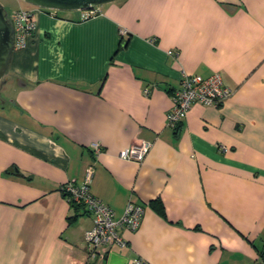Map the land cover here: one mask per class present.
I'll list each match as a JSON object with an SVG mask.
<instances>
[{"label":"crops","instance_id":"obj_1","mask_svg":"<svg viewBox=\"0 0 264 264\" xmlns=\"http://www.w3.org/2000/svg\"><path fill=\"white\" fill-rule=\"evenodd\" d=\"M22 8L36 30L0 83L12 92L0 100V264H253L264 253V0ZM182 73H217L233 93L171 129ZM142 140L140 164L118 158ZM91 163L90 193L115 218L128 201L144 207L135 232L120 230L126 246L95 257L92 217L58 189Z\"/></svg>","mask_w":264,"mask_h":264},{"label":"built area","instance_id":"obj_2","mask_svg":"<svg viewBox=\"0 0 264 264\" xmlns=\"http://www.w3.org/2000/svg\"><path fill=\"white\" fill-rule=\"evenodd\" d=\"M44 10L54 12V10ZM8 20L13 29V50L26 48L33 40L36 30L33 10L30 8L13 10L8 14ZM232 93V89L223 84L220 75L217 73L208 77L182 73L178 87L171 94L172 107L166 114V126L175 129L185 113L194 104L217 108ZM150 147L151 143L143 140L138 141L120 151L118 158L140 164ZM90 148L94 154H99L102 150L99 143H92ZM94 170V164H88L84 169L83 179L80 183L69 180L62 183L58 188L70 202L83 207L86 213L92 217V227L84 233V240L90 257L102 255L112 247L124 248L127 243L120 230L135 232L144 214L143 206L128 201L122 215L115 218L112 208L90 193ZM130 264H143V261L136 258L132 259ZM253 264H264V254L259 256Z\"/></svg>","mask_w":264,"mask_h":264},{"label":"water","instance_id":"obj_3","mask_svg":"<svg viewBox=\"0 0 264 264\" xmlns=\"http://www.w3.org/2000/svg\"><path fill=\"white\" fill-rule=\"evenodd\" d=\"M30 6L54 11H84L116 0H22ZM13 29L8 20V13L0 4V83L8 70L13 51Z\"/></svg>","mask_w":264,"mask_h":264},{"label":"rangeland","instance_id":"obj_4","mask_svg":"<svg viewBox=\"0 0 264 264\" xmlns=\"http://www.w3.org/2000/svg\"><path fill=\"white\" fill-rule=\"evenodd\" d=\"M0 4L3 6L7 13H10L13 9H15L17 7V4H21L23 7L29 6L22 0H0ZM11 96L12 92L10 91V89L2 88V85L0 84V100L4 102L6 100H9Z\"/></svg>","mask_w":264,"mask_h":264},{"label":"trees","instance_id":"obj_5","mask_svg":"<svg viewBox=\"0 0 264 264\" xmlns=\"http://www.w3.org/2000/svg\"><path fill=\"white\" fill-rule=\"evenodd\" d=\"M71 205L73 206V207H75V206H79V205H77V204H75V203H72L71 202ZM264 253H262V254H260V256H262Z\"/></svg>","mask_w":264,"mask_h":264}]
</instances>
